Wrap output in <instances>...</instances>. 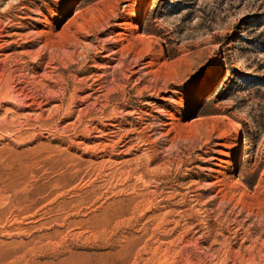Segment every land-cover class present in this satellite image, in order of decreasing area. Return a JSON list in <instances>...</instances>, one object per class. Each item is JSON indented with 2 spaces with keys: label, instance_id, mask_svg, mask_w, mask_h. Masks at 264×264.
Here are the masks:
<instances>
[{
  "label": "rangeland",
  "instance_id": "obj_1",
  "mask_svg": "<svg viewBox=\"0 0 264 264\" xmlns=\"http://www.w3.org/2000/svg\"><path fill=\"white\" fill-rule=\"evenodd\" d=\"M263 45L264 0H0V264H264Z\"/></svg>",
  "mask_w": 264,
  "mask_h": 264
},
{
  "label": "trees",
  "instance_id": "obj_2",
  "mask_svg": "<svg viewBox=\"0 0 264 264\" xmlns=\"http://www.w3.org/2000/svg\"><path fill=\"white\" fill-rule=\"evenodd\" d=\"M262 48L264 51V45ZM249 76H250V78L243 80L244 81L243 83L237 82V85H238L237 88L244 90V89H249L254 85H263L264 84V75H261V76L260 75L259 76L258 75H255V76L249 75Z\"/></svg>",
  "mask_w": 264,
  "mask_h": 264
},
{
  "label": "bare ground",
  "instance_id": "obj_3",
  "mask_svg": "<svg viewBox=\"0 0 264 264\" xmlns=\"http://www.w3.org/2000/svg\"><path fill=\"white\" fill-rule=\"evenodd\" d=\"M150 36V35H149ZM187 51H183V52H181V54H180V56H182V57H184V56H186L187 55ZM231 118H232V116H231ZM233 119V118H232ZM235 120V119H234ZM234 122V121H233ZM229 124H231V123H229ZM239 125V124H238ZM233 126V125H232ZM258 142V144L259 145H264V133H262L261 135H260V139H259V141H257Z\"/></svg>",
  "mask_w": 264,
  "mask_h": 264
}]
</instances>
